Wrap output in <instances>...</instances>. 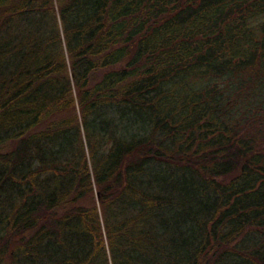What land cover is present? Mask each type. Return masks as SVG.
<instances>
[{"label":"trees","instance_id":"obj_1","mask_svg":"<svg viewBox=\"0 0 264 264\" xmlns=\"http://www.w3.org/2000/svg\"><path fill=\"white\" fill-rule=\"evenodd\" d=\"M0 264H264V0H0Z\"/></svg>","mask_w":264,"mask_h":264},{"label":"rangeland","instance_id":"obj_2","mask_svg":"<svg viewBox=\"0 0 264 264\" xmlns=\"http://www.w3.org/2000/svg\"><path fill=\"white\" fill-rule=\"evenodd\" d=\"M97 198H98V196H97Z\"/></svg>","mask_w":264,"mask_h":264}]
</instances>
